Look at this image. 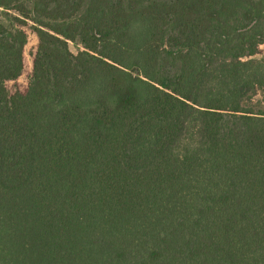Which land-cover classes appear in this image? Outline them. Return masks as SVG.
<instances>
[{"label": "trees", "instance_id": "1", "mask_svg": "<svg viewBox=\"0 0 264 264\" xmlns=\"http://www.w3.org/2000/svg\"><path fill=\"white\" fill-rule=\"evenodd\" d=\"M262 45L264 0H0V264H264Z\"/></svg>", "mask_w": 264, "mask_h": 264}, {"label": "rangeland", "instance_id": "2", "mask_svg": "<svg viewBox=\"0 0 264 264\" xmlns=\"http://www.w3.org/2000/svg\"><path fill=\"white\" fill-rule=\"evenodd\" d=\"M31 33V42H30V45H29V48L28 50L29 51H32V50H35L36 48V45H37V38L34 36V34L32 33V31H29ZM72 49L75 51V48L72 47ZM264 56V45L261 46V49H260V54L256 57V59H260ZM31 57H28V60H27V65L30 66L31 64ZM26 79L25 77L22 78L19 82V84H23L25 83ZM16 87V84H11L10 85V89L13 91L14 88ZM257 101H260L261 103L264 102V92L260 93V95L257 97Z\"/></svg>", "mask_w": 264, "mask_h": 264}]
</instances>
